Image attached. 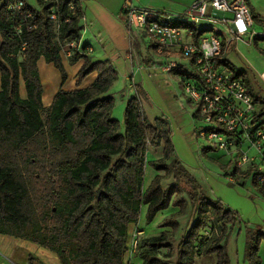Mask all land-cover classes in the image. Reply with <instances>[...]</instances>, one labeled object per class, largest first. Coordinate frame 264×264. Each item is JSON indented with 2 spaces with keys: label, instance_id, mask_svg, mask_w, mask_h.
<instances>
[{
  "label": "trees",
  "instance_id": "obj_1",
  "mask_svg": "<svg viewBox=\"0 0 264 264\" xmlns=\"http://www.w3.org/2000/svg\"><path fill=\"white\" fill-rule=\"evenodd\" d=\"M12 1L0 3V234L46 249L57 256L60 264H124L127 227L138 221L141 207L146 206L145 222L150 224L170 206L181 210L184 200L173 202L172 198L185 189L194 216L175 250L174 264H194L199 233L211 220L221 224L220 236L204 254L215 255L214 264H230L225 240L238 222L237 213L201 195L196 181L174 158L169 131L163 122L152 124L147 120L138 97L127 101L121 130L120 123L112 118L114 99L109 90L117 78L112 65L75 54L70 64L84 60L76 86L93 72L97 78L84 89H59L50 107L43 109L37 62L42 58L52 64L62 84L66 81L60 50L64 43L80 40V1L36 0L40 10H34L23 0L35 28L20 36L14 35L8 14ZM52 9L61 18L68 16L70 23L56 31L49 18ZM252 17L264 29V23ZM172 24L191 31L195 43L204 33L187 21ZM258 42H264V37L254 39L256 49ZM219 64L234 78H242L248 88L243 72L235 71L224 60L220 59ZM20 83L25 89L24 98L19 93ZM249 93L255 103H261L250 89ZM194 117L198 119L197 113ZM263 117L260 112L257 119ZM160 142L164 144L162 159L148 165L156 172L172 175L175 183L163 190L162 176L156 175L144 191L147 149ZM207 151L214 149H204L202 154L205 156ZM168 160L170 165L166 164ZM231 165L234 183L251 177L264 199V188L256 183L255 172L241 173L230 161ZM162 227L174 228L175 222L167 220ZM165 241L163 234L142 241V264H170L160 257V250L168 247ZM261 243L264 233L260 231L247 241L248 264H261ZM31 260L29 256L28 262Z\"/></svg>",
  "mask_w": 264,
  "mask_h": 264
},
{
  "label": "rangeland",
  "instance_id": "obj_2",
  "mask_svg": "<svg viewBox=\"0 0 264 264\" xmlns=\"http://www.w3.org/2000/svg\"><path fill=\"white\" fill-rule=\"evenodd\" d=\"M0 1L2 2V0ZM24 1L30 8L40 10L36 0ZM214 13L217 15L223 14L215 11ZM201 24L203 26L207 25L205 22ZM186 34L187 32H185V36ZM241 35L245 38L247 34L243 30ZM137 41L143 42L142 40ZM81 42L83 43L82 38ZM258 43H260L259 45H263V47L257 46V49L263 53L259 52L254 46L250 47L242 42L238 43V51L242 55V58L246 59H244L245 62L253 67L254 72L257 71L261 73L262 70L259 69L248 56V52L252 51L249 48H252L255 52L256 58H254L256 63L264 65V42ZM142 47H144L145 50L147 48L145 46ZM230 52L231 51L227 52L225 55L226 58H230ZM230 59L237 64L238 67H241L243 62H240V60L238 61L235 54L234 57ZM159 62L160 59L153 56L152 53L149 52V54H147L143 52L139 60L134 61L133 71L131 74L127 75V79H125V74L119 73L117 81L109 92L114 99L112 118L120 123L122 130L126 103L131 98L137 96L140 99L147 120L152 124H156L157 120L163 122L162 125L169 131V139L174 158L196 181L199 191L202 193L201 195L208 200L220 202L224 208L231 209L237 213L238 222L228 231L225 240V248L230 264H248L246 262L247 241L251 239V237H255L259 231L264 233V199L253 186L251 177L241 179L240 184L229 181V179H232L230 175L233 172V166L231 165L229 167L228 160L221 154L218 156L222 157L224 161L221 160L219 162L212 160V155H210L211 151L210 153L207 151L208 154L206 153L205 156L202 154L204 149L209 148V144L205 139L199 137L197 132L202 129L207 130L208 126L194 117L196 107L184 94L183 85L180 86V77L163 72ZM245 62L243 63L244 66ZM116 63V65H118L120 61L117 60ZM188 71L190 72L191 68H189ZM260 73L257 74L258 78ZM20 89L21 97L24 98L25 91L22 83H20ZM48 98V100H50V97ZM44 115L43 112L42 116L44 117ZM245 148H247V146H245ZM163 150V142H160L159 145L154 147L149 146L147 149V165L144 170V180L142 184V190L144 191L156 176L152 177V180L149 181L150 176L155 170L148 164L161 160ZM207 155H210L209 158ZM234 160L235 158H233L232 161ZM166 164L170 165L171 160L166 161ZM244 168L247 171L253 170L256 172V168L253 165H247ZM157 173V175L162 176L160 185L163 190L174 185L175 182L172 175H166L165 172L162 171ZM183 190L186 193L185 189ZM184 192H179L172 198L173 202H177L179 199L184 200L181 210L172 206L167 212L156 215L150 224L145 222L146 210H144V207H141L142 209L139 212L138 221L136 223H130L127 227V251L123 256L124 264H142L140 258L142 249L140 248V244L148 238L157 237L162 234L165 237V243L168 244V247L160 250V257L170 262V264H174L176 260L175 250L181 238H183L190 228L194 216L191 202ZM167 220L175 222V227H162V224ZM220 230L221 224L215 220H211L208 227L199 233V240L196 245L197 254L194 264H213V262H216L215 255L207 256L204 252L209 244L220 236ZM138 232L140 233L137 234ZM261 244L264 245V243ZM31 245L40 248L35 244L31 243ZM19 246L20 245H18V247ZM31 249H33V247H31ZM31 249L25 248L24 246H20V249L16 248V256H14L16 259L15 261L21 264H28L27 255L36 253V251ZM41 249L46 252V256H38L37 258H41V260L35 264H60L55 254L46 249ZM129 250L132 255L131 260L128 261V259H126L125 261V255ZM0 260V264H14L9 258L4 259L1 254ZM33 261L34 258H32L31 262Z\"/></svg>",
  "mask_w": 264,
  "mask_h": 264
},
{
  "label": "built area",
  "instance_id": "obj_3",
  "mask_svg": "<svg viewBox=\"0 0 264 264\" xmlns=\"http://www.w3.org/2000/svg\"><path fill=\"white\" fill-rule=\"evenodd\" d=\"M48 1V0H43ZM8 14L15 36L31 32L35 25L31 23L32 13L25 10L23 0H14L8 5ZM215 11L233 16L234 24L241 23L247 34V45L255 38H263L264 32L254 31V20L246 0H196L186 12V21L198 26L199 20L215 23L207 16V11ZM125 23L133 31L143 32L155 45L159 53L178 46L182 58L190 62V78L183 83V92L195 105L198 120L208 126L200 130L199 137L205 139L209 147L216 151L235 153L234 164L238 168L253 165L256 168V183L264 188V117L257 119L259 112L254 99L241 79L233 77L231 71L219 64L222 53V41L215 34H202L197 43L191 39L193 33L176 27L169 17L145 9H136L130 0L122 7ZM56 31L62 25L70 23L68 16L61 18L55 9L49 12ZM187 32L188 42L182 41V33ZM237 28L231 34L235 42L244 41ZM25 45H22L21 52ZM90 47H82L78 41L64 43L60 53L67 58L75 54L88 56ZM175 68L169 64L168 69ZM264 84V71L259 74ZM242 146L254 151L248 155Z\"/></svg>",
  "mask_w": 264,
  "mask_h": 264
},
{
  "label": "crops",
  "instance_id": "obj_4",
  "mask_svg": "<svg viewBox=\"0 0 264 264\" xmlns=\"http://www.w3.org/2000/svg\"><path fill=\"white\" fill-rule=\"evenodd\" d=\"M79 1L81 5L83 18L80 21L82 31H81L80 40L78 42L84 48L85 47L91 48L92 52L90 55H88L91 61L93 62L107 61L110 65H112V67L116 70L117 73V78L114 81V83L117 81L119 73L125 74L126 75L125 79L128 78L127 75L131 74L133 71L134 61L139 60L143 52L147 54H149L150 52L152 53L153 56H156L158 59H160L159 64L162 66L161 68L163 72L169 73L174 76H179L180 86L183 85L182 82L185 79L190 78V75L188 73L189 68H191L190 62L182 58L178 46L171 48L169 51L159 53L155 45L143 32L133 31L129 28L128 24L125 23L122 16V7L126 0H79ZM130 1L132 6L136 9H145V10L157 12L165 17H169L172 22L178 24L180 22L183 21L185 22L187 20L185 14L187 11H189V9L192 7L194 2H196V0H130ZM246 1L249 6L251 14L257 16L260 22L264 23V0H246ZM207 16L211 17L215 23H208L207 20H199L198 26L197 25L195 26L197 31H204L203 34L212 33L221 39L222 53L220 59L221 60L225 59L224 61L228 62L234 68L235 71L244 73V79L248 81V88L251 90L252 94L256 98H258L261 102V103H255V108L257 111L262 112L264 114V84L257 76V74L260 72L257 71L254 72L253 67H251V65L245 62L246 59L244 58L245 59L244 60L242 58V55L238 51L239 42H242L246 45L245 40H247V35L245 38H243L244 41L235 42L234 40L231 39V34L233 33V31H235V29L237 28L239 31L242 32L244 30V26L241 23H236L235 25L233 21V16L231 14L223 13L222 15H217L214 13V11L208 10ZM202 22L207 23V25L203 26L201 24ZM254 24H255L254 31L256 33L264 32V29H262L255 22ZM81 38L83 39V43L81 42ZM137 40H142L143 42H139ZM189 40L190 39L188 35L186 34L185 36V32H183L182 41L188 42ZM191 40L194 42L193 37ZM259 44L260 43H258L257 45ZM142 46L147 47L146 50ZM249 46L253 47V44ZM259 46L263 47L262 44ZM249 49H251L252 51L248 52V56L254 62V64L263 72L264 65H260L256 63L255 52L252 48ZM229 51H231L230 58H233L235 54V57L237 58L238 61L240 60V62L243 63L245 62V66L242 63L241 67H238V65L235 64L230 58H226L225 55ZM60 56H61L62 65L67 74L66 81L63 84L61 82L59 72L53 67L52 64H47L42 58L39 59V61L37 62V68L43 89L42 105L44 110H47L50 107L52 98L59 89L63 91H74L77 89H84L90 86L97 78V73L93 72L82 81L80 86L77 87L75 84L76 75L83 66L84 60L80 59L76 63L70 64L69 63L70 58L63 56L62 53H60ZM117 60L120 61L118 65H116ZM169 64H175V68L168 69ZM118 66H119V70H118ZM240 79L242 80V78ZM114 83L112 84V86L114 85ZM20 92L21 89L19 88V93ZM48 97H50V100H48L49 99ZM197 135L199 136L198 132ZM242 148L243 150L247 151L248 155L251 156L254 154V151L252 149L245 148V146H242ZM233 151L234 150H232L230 153H226V152L214 150L211 151V153L210 152L209 153L210 155H212L211 158L213 161H217V162L221 160L224 161L222 157L218 156L221 154L223 157H225V159L228 160V162L230 161L234 162L232 161L233 157L235 156V153H233ZM210 155H207L208 158ZM240 172L245 173L247 172V170L244 167H242L240 168ZM157 174L158 173L156 171L153 172L152 173L153 176L152 175L150 176L149 181L152 180V177H154ZM229 181L234 182L232 179H229ZM143 207L144 210H146V206H142V208ZM170 208H172V206H170L168 209L164 211L159 212L157 215H161L167 212V210H169ZM139 233L140 232H138L137 234ZM18 245L24 246L25 248H29V249L33 247V249L31 250L36 251V253L34 254L27 255L28 264H35L37 262H40L41 258H37L40 255L46 256V252H44V250H42L41 248H36L35 246L31 245V243L28 241L15 239L0 234V254L3 256L4 259L9 258L14 264H21V263H17L14 257L16 256L15 255L16 248L20 249V246L18 247ZM29 256L34 258V261L31 263L28 262ZM131 256H132L131 251L129 250V252L125 255L124 258L125 261L126 259H128V261L131 260ZM258 256L260 257L261 264H264L263 244L260 245ZM17 259L20 260L19 258Z\"/></svg>",
  "mask_w": 264,
  "mask_h": 264
}]
</instances>
